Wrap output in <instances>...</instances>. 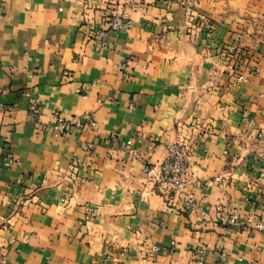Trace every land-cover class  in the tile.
I'll use <instances>...</instances> for the list:
<instances>
[{"label":"crops","instance_id":"crops-1","mask_svg":"<svg viewBox=\"0 0 264 264\" xmlns=\"http://www.w3.org/2000/svg\"><path fill=\"white\" fill-rule=\"evenodd\" d=\"M130 1L0 0L7 264H264V231L254 228L264 218V0ZM112 14L129 27L109 28ZM95 30H108L107 44ZM237 32L246 71L259 72L233 85L223 50ZM29 94L44 122L95 112L98 124L45 131ZM176 142L205 214L184 212L145 170L157 172Z\"/></svg>","mask_w":264,"mask_h":264},{"label":"built area","instance_id":"built-area-1","mask_svg":"<svg viewBox=\"0 0 264 264\" xmlns=\"http://www.w3.org/2000/svg\"><path fill=\"white\" fill-rule=\"evenodd\" d=\"M137 0H131L128 5L129 8L135 9ZM131 20L125 14H112L109 20V28L120 29L128 28ZM212 22H207L206 27L210 28ZM108 30H95L91 34L92 38L102 39L103 44H107ZM223 53L227 60V69L234 74L232 81L233 85L247 82L251 79L255 73L259 72V68L252 71H246V54L244 46L242 45V33H234L231 40L225 46ZM120 69L124 74L130 73L129 59L123 57L120 64ZM8 89L0 87V93L6 92ZM29 113L39 123H41L42 129L45 131H51L57 135L67 134L71 128L76 127L80 130H92L95 129L98 120L95 112H83L66 116L61 112H55L52 114L53 122H44L41 119V99L37 94H29ZM3 104L0 102V108ZM87 148H92V144H87ZM9 163L19 162L13 157H8ZM147 174L153 178L155 185L159 192H161L167 198L176 197L179 201H182L181 209L184 212H191L199 209L202 214L206 213L204 207L199 206L195 199L192 190L187 188L188 184V171H189V159L188 152L184 144L174 143L169 148L168 156L160 164L159 170L154 172L155 168L147 166L145 168ZM264 171V168L261 169ZM217 210L221 209L217 206ZM231 224H243L237 215H233L230 219ZM164 225V222H162ZM254 228L264 231V218L256 220ZM177 248L176 240H172L169 244V250L174 252ZM161 247L155 246L156 251H160ZM208 248L205 246H199L193 249L194 260L198 263H202L208 255ZM110 258V254L106 259ZM0 264H7V256L3 250L0 249Z\"/></svg>","mask_w":264,"mask_h":264}]
</instances>
